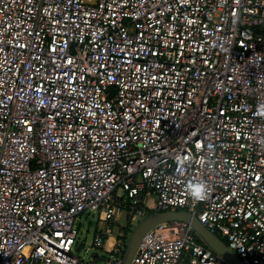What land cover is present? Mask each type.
I'll return each mask as SVG.
<instances>
[{"label": "built area", "instance_id": "1", "mask_svg": "<svg viewBox=\"0 0 264 264\" xmlns=\"http://www.w3.org/2000/svg\"><path fill=\"white\" fill-rule=\"evenodd\" d=\"M149 197L264 264V0H0V264H98L88 208L122 264ZM196 234L160 222L130 264H229Z\"/></svg>", "mask_w": 264, "mask_h": 264}, {"label": "water", "instance_id": "2", "mask_svg": "<svg viewBox=\"0 0 264 264\" xmlns=\"http://www.w3.org/2000/svg\"><path fill=\"white\" fill-rule=\"evenodd\" d=\"M168 220H184L190 222L195 232L206 245L222 256L229 264H242L240 259L216 235L209 232L194 217L183 211H164L149 214L137 223L131 233L122 264H130L136 248L143 235L156 224Z\"/></svg>", "mask_w": 264, "mask_h": 264}, {"label": "rangeland", "instance_id": "3", "mask_svg": "<svg viewBox=\"0 0 264 264\" xmlns=\"http://www.w3.org/2000/svg\"><path fill=\"white\" fill-rule=\"evenodd\" d=\"M152 200L153 199L149 197L146 199V202H145L147 206L146 210L149 214L153 213ZM98 216H99L98 209L88 208L77 216L76 221L74 223L75 229L77 231V235H76L75 243L72 247V255L78 258L83 263H90L96 260V262L98 261L97 262L98 264H106L105 259L111 258L110 255L106 253L105 251H103L101 248L90 246V243L93 240L94 235L96 233V227L98 224H100L98 223V220H99ZM126 218H127V215L125 214L122 219H119V222L121 223V225L123 223H126ZM132 225L134 227L131 233L136 228L137 223L133 222ZM113 232H115V230H113ZM196 238L200 243H203L199 235L196 234ZM219 239L223 243H225V240L223 238L219 237Z\"/></svg>", "mask_w": 264, "mask_h": 264}, {"label": "clouds", "instance_id": "4", "mask_svg": "<svg viewBox=\"0 0 264 264\" xmlns=\"http://www.w3.org/2000/svg\"><path fill=\"white\" fill-rule=\"evenodd\" d=\"M187 191L194 200L201 201L206 198L208 189L203 182H193L187 185Z\"/></svg>", "mask_w": 264, "mask_h": 264}, {"label": "crops", "instance_id": "5", "mask_svg": "<svg viewBox=\"0 0 264 264\" xmlns=\"http://www.w3.org/2000/svg\"><path fill=\"white\" fill-rule=\"evenodd\" d=\"M99 226H100V227H104V223L101 222V223L99 224ZM111 243H112V236H111V238L107 241V246L111 245Z\"/></svg>", "mask_w": 264, "mask_h": 264}]
</instances>
